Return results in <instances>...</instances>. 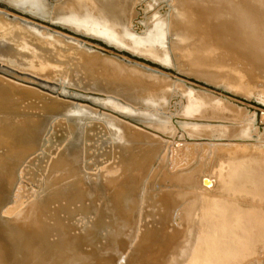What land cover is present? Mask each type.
<instances>
[{"label": "rangeland", "instance_id": "374dc122", "mask_svg": "<svg viewBox=\"0 0 264 264\" xmlns=\"http://www.w3.org/2000/svg\"><path fill=\"white\" fill-rule=\"evenodd\" d=\"M0 3V227L62 217L11 264H264V0Z\"/></svg>", "mask_w": 264, "mask_h": 264}, {"label": "bare ground", "instance_id": "6f19581e", "mask_svg": "<svg viewBox=\"0 0 264 264\" xmlns=\"http://www.w3.org/2000/svg\"><path fill=\"white\" fill-rule=\"evenodd\" d=\"M193 58H195V57H193ZM209 60H210V57H209ZM142 62H143V60H142ZM5 83L0 81V93H5L6 89L8 91H11L13 86L10 85L9 83H6V84H8V86L9 85L12 86V87H10V86L6 87ZM194 83H196V82H194ZM204 86H208V85L204 84ZM208 87H210V86H208ZM12 95H13V93L10 92L11 97H12ZM25 137H26V135H25ZM0 138H1L0 140H4L7 142L9 140L7 137H5L4 131L2 133H0ZM3 144H5V143L3 142ZM205 184L209 186L211 183L209 180H205ZM3 188H4V185L1 181L0 182V191H2ZM82 195L85 196L84 194H82ZM74 198L75 197H71V199H74ZM41 206L42 207H40V209H37V212L33 216H31L30 218L25 220V224L21 225L20 227H17V226H13V227L3 226L2 228L0 227V247L3 246L2 251L0 249V264L15 263L16 259H14V258H15L16 254H14V253H15V250L17 248L22 247V249H24V252L26 253V257H23L19 263H21V262L25 263L32 256L35 257L34 255H36V254L40 255L41 251H42L43 247H45V245L49 246L51 244L50 239H49L50 235H51V233H53V231L55 229H57V230L59 229L58 224L61 223L62 217L57 210H54L51 208L50 201H48V200L44 201L41 204ZM42 212H43V214H42ZM45 214H50L53 218H55V220H54V221H56L55 226H52L46 219H44ZM98 228H97V230H98ZM97 230H96V234H98ZM91 236H92L91 233L88 234V238H91ZM72 237L74 238V242H79V240L82 239V236H79V235L77 236V235L72 234ZM98 238H99V236H98ZM4 248H5V250H4ZM66 248H67V244H63L62 249H64V252H65ZM48 249H49V247H48ZM48 251H49L48 253L46 252L45 254H42V255L50 254V250H48ZM99 251H100V249H99ZM87 252H89V250ZM107 254L109 255L108 252H107ZM99 255H101V253ZM36 256L39 258L38 255H36ZM42 258H47V255L45 257H42ZM92 258H94V257H92ZM39 260H40V258H39ZM72 262H74L73 257L68 258L67 264H73ZM55 264H59V263H55Z\"/></svg>", "mask_w": 264, "mask_h": 264}, {"label": "water", "instance_id": "95a60500", "mask_svg": "<svg viewBox=\"0 0 264 264\" xmlns=\"http://www.w3.org/2000/svg\"><path fill=\"white\" fill-rule=\"evenodd\" d=\"M0 5L1 6H6V7H8L7 5H5V4H3V3H0ZM8 8H11V7H8ZM11 10H13V11H15V12H18V13H21V11H19V10H16V9H13V8H11ZM28 16H30L29 14H28ZM52 24V23H51ZM56 27H58V28H60V29H63V30H69V29H65L64 27H62V26H60V25H56ZM69 32L70 33H73V32H71L70 30H69ZM79 35L81 36V34L79 33ZM94 42H98V43H100V44H102V45H104L105 47H107V48H111V49H115V47H111V46H109L107 43H105L104 41H98V39H96V41H94Z\"/></svg>", "mask_w": 264, "mask_h": 264}]
</instances>
